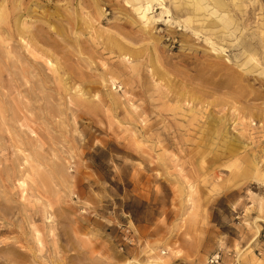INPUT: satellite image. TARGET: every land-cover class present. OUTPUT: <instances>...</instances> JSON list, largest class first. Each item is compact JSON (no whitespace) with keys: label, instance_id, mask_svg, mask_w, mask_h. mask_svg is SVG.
Instances as JSON below:
<instances>
[{"label":"rangeland","instance_id":"1","mask_svg":"<svg viewBox=\"0 0 264 264\" xmlns=\"http://www.w3.org/2000/svg\"><path fill=\"white\" fill-rule=\"evenodd\" d=\"M0 264H264V0H0Z\"/></svg>","mask_w":264,"mask_h":264},{"label":"built area","instance_id":"2","mask_svg":"<svg viewBox=\"0 0 264 264\" xmlns=\"http://www.w3.org/2000/svg\"><path fill=\"white\" fill-rule=\"evenodd\" d=\"M218 261H219V258H213V259L211 260L212 263H214V262H218Z\"/></svg>","mask_w":264,"mask_h":264}]
</instances>
